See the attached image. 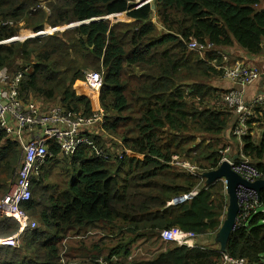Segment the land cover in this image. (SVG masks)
I'll use <instances>...</instances> for the list:
<instances>
[{"label":"trees","instance_id":"16d2710c","mask_svg":"<svg viewBox=\"0 0 264 264\" xmlns=\"http://www.w3.org/2000/svg\"><path fill=\"white\" fill-rule=\"evenodd\" d=\"M136 1L49 0L45 7L40 0H0V42L18 36L22 23L38 33L47 25L56 28L119 13L133 19L117 23L98 19L64 32L0 43V70L24 73L19 98L25 105L38 99L89 117L90 99L73 86L85 79L86 69L103 74L99 99L106 122L93 139L108 155L99 157L95 148L81 145L73 157L65 156L68 181L62 190L47 183V167L39 179H33L31 198L23 207L40 227L25 230L16 247L0 245V264H219L223 260L219 249L208 246L166 243L156 253H144L142 247L147 242L163 243L160 231L172 227L214 241L222 225L228 206L222 181L206 186L200 177L170 164L178 155L202 173L215 169L221 151L237 139L232 134L234 110L223 102L227 91L217 81L223 69L203 60L188 45L210 43L230 54L228 48L237 44L250 55H262L264 0H154L142 5ZM154 11L162 29L153 20ZM213 53L211 61L223 66L222 56ZM253 117L264 126V107L255 109ZM8 137L0 130V198L10 191L22 157L20 143ZM241 143L243 155L264 178V130L258 139L246 135ZM120 148L123 158L115 156ZM48 149L53 155L61 153L56 143ZM196 188L199 193L190 201L168 205ZM19 225L17 217L0 211V238L14 236ZM92 230L102 231L103 236L88 244L84 239ZM72 236L79 237L78 243L64 244L76 238ZM117 236L112 246L105 241ZM69 248L80 256L73 257ZM227 255L264 264V191L260 206L234 229Z\"/></svg>","mask_w":264,"mask_h":264},{"label":"built area","instance_id":"2783aa9c","mask_svg":"<svg viewBox=\"0 0 264 264\" xmlns=\"http://www.w3.org/2000/svg\"><path fill=\"white\" fill-rule=\"evenodd\" d=\"M144 1L137 0L136 3L142 4ZM3 41L2 43H8ZM1 43V42H0ZM191 49H200L201 46L193 41L189 44ZM226 58V57H225ZM225 76L239 84L237 90L231 91L226 97L225 102L228 106L236 109L241 116L242 124L251 116V108L258 105H264V97H258L251 103H245L243 99L244 88L259 80L264 75L258 67L244 66L241 63H235L232 66L224 67ZM7 70L0 71V130L5 131L8 135H19V142L24 144V152L21 157L20 166L11 185L10 191L2 198L0 202V211L7 212V215L16 216L24 229L29 228V217L27 210L23 207L31 198V187L33 178L42 165H45L49 153V141L52 140L61 148L62 154L65 156L73 155L81 145H89L96 149V155L108 158L107 153L99 149L95 144V140L91 137L92 129H100L106 122L105 109L98 105L92 115L87 117L67 112L62 107H54L44 111L35 103L25 105L19 98L18 87L22 78L23 71H18L11 83L7 84ZM86 84L95 92H100L103 85L102 74L96 71L86 73ZM18 127L17 129H14ZM248 127L244 124L236 128V134L239 137L249 133ZM23 131V133H22ZM36 132V135L29 141L27 133ZM31 138V137H30ZM122 145V141H119ZM222 158L220 163L228 161L232 165V169L247 181H255L263 177L262 172L244 155L234 159L225 149L221 152ZM115 156L123 158L121 148L116 152ZM201 178L202 172L197 169L189 160L183 159L178 155H174L170 162ZM224 184L226 181L223 180ZM199 193L196 188L189 193H185L174 197L169 201L168 205L177 206L190 201ZM237 196L240 206L239 215L234 229L240 222H243L257 207L260 206L259 195L256 190L239 185L237 188ZM21 229V226H20ZM160 237L163 243H174L188 248H197L201 246L199 240L201 235L193 231H186L179 227L162 229ZM18 238V234L13 238L0 239V245L13 244ZM204 248V247H203ZM219 264H249L244 259H234L223 253V260Z\"/></svg>","mask_w":264,"mask_h":264},{"label":"crops","instance_id":"0c3cea01","mask_svg":"<svg viewBox=\"0 0 264 264\" xmlns=\"http://www.w3.org/2000/svg\"><path fill=\"white\" fill-rule=\"evenodd\" d=\"M153 1L154 0H148V1H145L144 0V2L143 3H145V2H151V3H153ZM142 3V4H143ZM142 4H140V5H142ZM153 10H155V9H153ZM121 14H123V13H121ZM111 16H114V15H109V16H106V17H100V18H93L94 20H98V19H109ZM130 19H132V18H130ZM87 21V20H86ZM89 21V20H88ZM91 21H93V20H91ZM91 21H89V22H91ZM132 21H133V19H132ZM89 22H85V23H89ZM82 24V23H81ZM76 25H78V24H73V25H70V27L69 28H71V27H73V26H76ZM48 26V25H47ZM31 30V29H30ZM45 30H46V27H45ZM27 31H29V30H27ZM34 32V31H33ZM35 33V32H34ZM37 33H35L34 35H33V37L36 35ZM13 38H16V36L15 37H13ZM13 38H11V39H13ZM27 38H32L31 36L30 37H27ZM26 38V39H27ZM11 39H9V42H15V41H12ZM17 39H18V37H17ZM21 39V38H20ZM26 39H22V40H20V41H23V40H26ZM6 41H8V40H6ZM16 41H18V40H16ZM8 42V43H9ZM188 48L190 49V50H192V51H195V52H197L198 54H199V56L203 59V60H205V61H207V62H209L212 66H214V67H217V69H223V71H224V67L225 66H232V65H234L235 63H241V64H243L244 66H249V67H258L261 71H264V53L262 54V55H259V56H255V57H253V55H250V54H248L247 52H245L243 49H241L237 44H234L233 46H232V48L230 49V48H228V51H230L231 53V55H234L235 54V57H231V58H229V53H227V52H225L223 49H218V48H216V47H214V46H212V44H208V45H205L204 47L202 46L200 49H191L190 47H189V45H188ZM227 50V49H226ZM214 51V55H220V56H222V59H223V66H218V65H216V60H213V61H211V59H210V57H209V55H210V53L211 52H213ZM237 54V55H236ZM226 57V58H225ZM242 59H245L246 61L245 62H242ZM4 69H6L7 70V73L9 74V75H7V84H6V86L8 87V85L11 83V81L13 80V78H14V76L17 74V72L16 73H13V72H10L9 71V69H7V68H3V69H1L0 71H2V70H4ZM97 72V71H96ZM100 73V72H99ZM224 73V72H223ZM102 77H103V74H102ZM221 80V83H222V85H223V88L225 89V91H227V92H224L223 93V102L226 104V107H228V108H231V109H233L234 110V112H233V123H232V134L234 135V136H236V138L238 139V144H237V146H233L232 144H229L227 147H225V149L227 150V152L234 158L235 156H237V157H239V156H241V155H243V146H242V143H241V139H242V137H244V136H242V137H239V136H237V134H236V128L238 127V126H243V124L246 126V127H248L247 129H248V131H249V133L248 134H246V135H251L253 138H255V139H258L259 137H257V135H256V129L258 128L259 130L258 131H260V129H261V133L263 132V130H264V126H262L261 124H258V122H257V120L256 119H254V117H253V114H254V111H255V109H257V108H259V107H264V105H258V106H256V107H252L251 108V117L245 122V123H243L242 124V122H241V116L237 113V111H236V109H234L233 107H230V106H228V104L225 102V97L231 92V91H234V90H237L238 88H239V84L236 82V81H233V80H231V79H229V78H227L226 76H225V73H224V75H223V77L220 79ZM217 81H219V79L217 80ZM21 83V82H20ZM83 83V82H82ZM19 86H20V84H19ZM78 86V85H77ZM86 86V87H85ZM80 88H83L84 90H82V92L80 93V91L78 90V89H75L76 91H78L79 92V94L80 95H83V96H87L89 99H90V101H91V104H92V109L94 108V107H97L98 105H101V103H100V99H99V96H100V92H95V91H93L92 89H90L88 86H87V84H86V78H85V84L83 83L82 84V87H80ZM101 91V90H100ZM18 92H19V87H18ZM93 97L95 98V100H96V103L94 102V100H93ZM258 97H264V76H263V74H262V76H261V78L259 79V80H257V81H255L254 83H252V84H249V85H247L245 88H244V93H243V99H244V102L247 104V103H251V101H253V100H255L256 98H258ZM30 103H35L37 106H40L41 107V109H43V110H47V109H49V106L51 105H49L48 103H45V102H43V101H41V100H38V99H32V101L31 102H29L28 104H30ZM48 104V105H47ZM55 107H62V106H60V105H54ZM102 106V105H101ZM103 107V106H102ZM62 108H64V107H62ZM104 108V107H103ZM65 109V108H64ZM250 125H251V127H250ZM255 127V128H254ZM18 127H16V128H14V129H17ZM22 133H23V131H22ZM260 133V134H261ZM28 134V137L29 138H27V139H25V141H24V143L25 142H27V141H29L30 139H32V137H34L35 135H36V132H33V133H27ZM8 135V134H7ZM245 135V136H246ZM9 137V139H11V140H15V141H17L18 143H20L19 142V135L17 134V135H8ZM259 136V135H258ZM31 137V138H30ZM240 142V143H239ZM52 143H54V142H52ZM20 147H21V149H22V155H23V152H24V144H22V143H20ZM51 153V158H53V159H55V160H57L59 157H62L63 159H64V157H65V155H63L62 154V152L60 153V154H58V155H53V153L52 152H50ZM76 153V152H75ZM74 155H71V156H68L69 157V159L71 158V157H73ZM238 159V158H237ZM250 160V159H249ZM251 161V160H250ZM252 162V161H251ZM47 163H49V162H46V164ZM253 163V162H252ZM46 164L45 165H42L41 167H40V169L38 170V172L35 174V176H34V178L33 179H39V177L42 175V172H43V170H44V168H46ZM221 164V163H220ZM219 164V165H220ZM254 164V163H253ZM218 165V166H219ZM255 165V164H254ZM256 166V165H255ZM257 167V166H256ZM258 168V167H257ZM205 171H209V170H205ZM205 171H203V172H205ZM203 174V173H202ZM263 175V174H262ZM260 179H264L263 177L262 178H260ZM223 180H225V179H222V180H220V181H222L223 182ZM203 182H205V179H203ZM66 181H64L63 183H62V185L59 187V189H64V188H66ZM11 185H12V182H11ZM223 185H224V192H225V194L227 195V192H226V184H224V182H223ZM255 190V189H254ZM258 193V192H257ZM262 193V192H261ZM258 195H259V193H258ZM227 197H228V195H227ZM3 198V197H2ZM260 198H261V195H259V203H260ZM228 200H229V198H228ZM227 209V208H226ZM225 219V218H224ZM223 219V220H224ZM223 223V222H222ZM29 228H27V229H30V230H33V229H36V228H38V227H40V223H39V221L38 220H36V219H33L32 217L30 218V220H29V226H28ZM128 233H126L125 234V236L127 235ZM216 234V233H215ZM207 235V234H206ZM126 237H129V236H126ZM203 236H201L200 237V240H199V242H200V244L202 245V243H203V238H202ZM0 239H3V238H0ZM215 239V238H214ZM206 240V239H205ZM215 241V240H214ZM64 244H68L69 245V241H64ZM63 244V245H64ZM218 245V244H217ZM213 249H219L220 250V247H219V245H218V247L217 248H213ZM153 253H156L155 251H152ZM223 254V253H222Z\"/></svg>","mask_w":264,"mask_h":264},{"label":"rangeland","instance_id":"374dc122","mask_svg":"<svg viewBox=\"0 0 264 264\" xmlns=\"http://www.w3.org/2000/svg\"><path fill=\"white\" fill-rule=\"evenodd\" d=\"M49 0H40V2H41V5H43V6H45L46 7V5H47V2H48ZM110 21L112 22V23H117V22H131L132 21V19H130V17L127 15V13H123V14H121V13H119V14H115L114 16H111L110 18ZM153 20H154V22H156V24L158 25V27H159V29H162V27H161V25L158 23V19H157V17H156V11H154V14H153ZM73 24H75V23H72V24H69V25H73ZM69 25H66V26H62V27H58V28H55V29H53V27H50V26H46V30H44V32L46 31L47 32V34H52V33H54V32H64V30L65 29H67V28H69L70 26ZM21 27H22V29H21V31H20V33H19V35L18 36H16V38L18 37V39L19 40H22V39H26L27 37H33V31L32 30H30V29H26L25 27H24V25H23V23L21 24ZM74 27V26H73ZM27 30H29V31H27ZM46 35V34H45ZM21 38V39H20ZM237 55V54H236ZM259 56V55H258ZM231 57H235V54L234 55H231V54H229V58H231ZM253 57H255V56H253ZM246 60L245 59H242V62H245ZM138 70V69H137ZM90 71H93V70H89V69H86L85 70V73H87V72H90ZM102 74V73H101ZM85 76H86V74H85ZM85 84V79H83L82 80V78H80V80H78V82L76 83V85H74L73 86V88L74 89H78L79 91H80V93L82 92V90H84L83 88H80V87H82V84L83 83ZM218 82H221V80H219ZM133 83H136V79L134 78L133 79ZM78 85V86H77ZM86 87V86H85ZM55 106L54 105H50L49 106V109H51V108H54ZM63 107V106H62ZM95 108L96 107H94L93 108V111H95ZM49 109H47V110H49ZM44 111H46V110H44ZM255 128V127H254ZM259 129L257 128L256 129V135H257V137H260V133H261V129H260V131H258ZM95 131H97L98 133L100 132V131H98V130H96V129H92L91 130V132H90V135H91V137L92 138H95L96 136L94 135V132ZM259 135V136H258ZM224 143V142H223ZM222 143V140H221V144H220V146H224L225 144H223ZM225 143H228V141H226ZM237 144H238V139H236V143L235 144H232L233 146H237ZM223 151H225V149H223L221 152H223ZM64 160L65 159H63L62 157H59L57 160H55V159H52L49 163H47L46 164V167L48 168V171H49V173H50V179L48 180V182L47 183H49V184H54V185H56V188H59L61 185H62V183L64 182V181H68V179H67V176H68V172L66 171V168H69V166H67L66 164H64ZM62 167H64L65 168V170H62ZM223 183V182H222ZM10 186V185H9ZM7 194V193H6ZM5 194V195H6ZM4 195V196H5ZM3 196V197H4ZM2 201V197L0 198V202ZM2 212V211H1ZM3 213V215L4 216H6V217H10V215H7L8 213L7 212H2ZM27 214H28V217H29V220H30V218H31V216L29 215V213L27 212ZM13 216V215H12ZM11 216V217H12ZM14 218L16 217V216H13ZM33 219H35V218H33ZM22 221V223H23V220H21ZM22 223L19 225V230H18V232L13 236V238L18 234V238L14 241L13 240V244H11V245H9V246H12V247H16V246H18L19 245V238H20V235L25 231V230H27V228L26 229H24L23 227H22ZM20 226H21V229H20ZM108 230H110V229H108ZM114 231H117L116 229H114ZM85 235V234H84ZM130 234H127L126 236H129ZM103 236V232L102 231H99V230H92L91 231V234L90 235H88L87 237H85L86 239H84L88 244H91V243H96V242H99L100 241V238ZM72 237H76V236H72ZM12 238V237H11ZM120 237L119 236H117L116 238H113L112 240H105L107 243H109V245L110 246H112V245H114L116 242H117V240L119 239ZM77 239H79V237H76V238H70L68 241H69V244L70 245H75V244H77L78 243V241L79 240H77ZM165 244L166 243H162L161 241H158V242H156V241H154V242H147V244H144L143 245V247H142V249H143V251L142 252H144V253H146V252H151V251H155V252H157V251H159L160 249H165L166 248V246H165ZM167 244H170V243H167ZM166 244V245H167ZM202 246H208V247H210V248H217L218 247V245L215 243V241H213V239H206V240H204L203 241V243H202ZM220 247V246H219ZM146 250V251H145ZM68 253H71L72 254V256L73 257H79L80 256V254H78V253H76V252H74L73 250H71L70 248H69V250H68ZM140 254V253H139Z\"/></svg>","mask_w":264,"mask_h":264},{"label":"water","instance_id":"95a60500","mask_svg":"<svg viewBox=\"0 0 264 264\" xmlns=\"http://www.w3.org/2000/svg\"><path fill=\"white\" fill-rule=\"evenodd\" d=\"M152 8L155 9L154 4H152ZM91 20H94V19H91ZM89 21L87 20V21L78 22V23L76 22L75 24H81V23H85ZM45 34H47L46 31L45 32L40 31L34 37L42 36ZM11 40L16 41L19 39L13 38ZM237 158H238L237 156L234 157L235 160ZM202 176L205 179L204 184L206 186L211 185L215 183L216 181H219L222 179H225L226 181V192L229 198L228 206L226 209L225 219L223 220V223L220 229L216 232L214 240H215V243L220 246V252L227 254V245L234 231V227H235V224H236V221L239 215V211H240V206H239V201H238V196H237V188L239 185L243 184L252 189H255L259 193V195H261V192L264 191V179H257L253 182L247 181L246 179H244L242 176H240L238 173H236L232 169V165L228 161L222 162L215 169L203 172Z\"/></svg>","mask_w":264,"mask_h":264},{"label":"bare ground","instance_id":"6f19581e","mask_svg":"<svg viewBox=\"0 0 264 264\" xmlns=\"http://www.w3.org/2000/svg\"><path fill=\"white\" fill-rule=\"evenodd\" d=\"M93 100H94V102L96 103V100H95V98L93 97ZM98 131H100V129H97ZM53 141L52 140H50L49 141V144H51ZM98 156V155H97Z\"/></svg>","mask_w":264,"mask_h":264}]
</instances>
